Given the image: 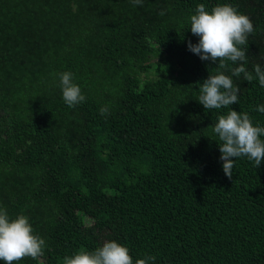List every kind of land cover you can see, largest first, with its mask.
<instances>
[{"label": "trees", "instance_id": "obj_1", "mask_svg": "<svg viewBox=\"0 0 264 264\" xmlns=\"http://www.w3.org/2000/svg\"><path fill=\"white\" fill-rule=\"evenodd\" d=\"M201 3L251 19V83L229 70L242 62L219 69L188 49ZM257 64L264 0H0V208L46 243L14 264H63L113 240L133 264H264V159L235 158L229 179L212 131L230 109L264 127ZM66 71L86 97L71 108ZM218 71L239 101L205 110L200 88Z\"/></svg>", "mask_w": 264, "mask_h": 264}, {"label": "clouds", "instance_id": "obj_2", "mask_svg": "<svg viewBox=\"0 0 264 264\" xmlns=\"http://www.w3.org/2000/svg\"><path fill=\"white\" fill-rule=\"evenodd\" d=\"M141 4L142 0H133ZM161 10L159 15H164ZM190 31L199 37L196 44L188 43V49L201 60L218 63L219 69H228L227 62H242L240 66L230 68L232 76L243 74L244 80L251 83L254 76L244 67L248 36L254 32L251 19L227 3L218 4L211 11L204 4H198L196 14L190 16ZM255 78L264 87V70L254 65ZM60 86L64 103L75 107L85 102L86 97L80 87L73 83V73L66 71L60 75ZM239 91L232 78L223 72L203 81L198 102L206 109H221L238 103ZM256 111L264 113V106H257ZM101 115H107V106L99 109ZM212 131L218 136L220 159L223 172L229 179L233 176L234 160L247 157L259 167L264 159V127L254 126L247 112L241 113L230 109L226 115H220ZM45 240L33 233L27 216L20 214L10 219L7 211L0 208V261L14 264L30 257L36 260L44 255ZM155 257L145 256L135 260V264H151ZM63 264H133L129 249L116 241H106L94 251L81 250L72 256L63 258Z\"/></svg>", "mask_w": 264, "mask_h": 264}]
</instances>
